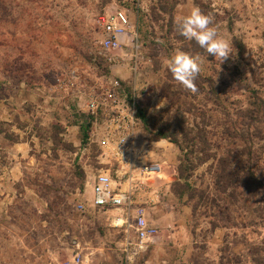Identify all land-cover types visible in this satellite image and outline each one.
<instances>
[{
  "label": "rangeland",
  "instance_id": "rangeland-1",
  "mask_svg": "<svg viewBox=\"0 0 264 264\" xmlns=\"http://www.w3.org/2000/svg\"><path fill=\"white\" fill-rule=\"evenodd\" d=\"M193 7L230 43L225 62L179 35L176 17ZM120 12L130 26L106 53L101 17ZM177 50L203 61L196 94L167 70ZM110 78L146 116L134 152L163 168L140 188L150 227H162L140 255L264 264V197L226 207L214 183L216 160L236 150L264 186V0H0V239L10 228L30 255H75L77 244L126 255L92 195L96 177L119 168L86 108Z\"/></svg>",
  "mask_w": 264,
  "mask_h": 264
},
{
  "label": "built area",
  "instance_id": "built-area-1",
  "mask_svg": "<svg viewBox=\"0 0 264 264\" xmlns=\"http://www.w3.org/2000/svg\"><path fill=\"white\" fill-rule=\"evenodd\" d=\"M101 20L104 36L100 44L102 50L109 53L120 48V38L130 23L121 12L101 17ZM115 57L111 55L109 60H116ZM135 98L134 94L130 98L123 94L120 82L110 78L106 86L90 96L86 105L89 121L95 130L103 133V146L112 148V157L119 164L114 175L102 172L96 177L92 188L93 205L104 212H115L112 223L125 235L123 252L126 255H138L151 232L155 231L149 225L146 208L140 205L139 191L153 174L160 171L159 164L140 162L134 152L139 121ZM76 248L73 262L81 264L80 245L77 244Z\"/></svg>",
  "mask_w": 264,
  "mask_h": 264
},
{
  "label": "clouds",
  "instance_id": "clouds-1",
  "mask_svg": "<svg viewBox=\"0 0 264 264\" xmlns=\"http://www.w3.org/2000/svg\"><path fill=\"white\" fill-rule=\"evenodd\" d=\"M176 25L179 35L189 41L194 40L208 56H214L219 64L230 58L232 54L230 43L219 35L214 26V18L199 7H193L187 15L177 16ZM202 63L199 55L193 56L188 52L177 50L166 61V67L176 82L196 94L199 91L196 81L200 76Z\"/></svg>",
  "mask_w": 264,
  "mask_h": 264
},
{
  "label": "crops",
  "instance_id": "crops-1",
  "mask_svg": "<svg viewBox=\"0 0 264 264\" xmlns=\"http://www.w3.org/2000/svg\"><path fill=\"white\" fill-rule=\"evenodd\" d=\"M162 172L163 168L160 166V171L156 174H153L152 177L148 179V181L154 176H161ZM107 213H111L113 215L111 217V223L109 226L117 228L115 224L112 223L115 212L113 213V211H109ZM155 224L156 225L153 226H155L157 229L162 228L161 223ZM2 230L4 231V227L0 224V238ZM10 233V228H8V232L5 235L6 239L5 237L3 241L0 239V257L4 256L6 258L3 261L0 258V264H75L73 262L74 255H57L56 257V255H44L43 253L30 255L27 252H21L19 250L21 245L18 240L22 241V238L16 239ZM155 234H157V230ZM80 256L82 260L81 264H197V259L201 260L203 258L202 255H174L173 257H165L164 255H140V253L138 255Z\"/></svg>",
  "mask_w": 264,
  "mask_h": 264
},
{
  "label": "trees",
  "instance_id": "trees-1",
  "mask_svg": "<svg viewBox=\"0 0 264 264\" xmlns=\"http://www.w3.org/2000/svg\"><path fill=\"white\" fill-rule=\"evenodd\" d=\"M138 117L142 122H146V116L142 109L137 106ZM160 138H167L169 135L165 133L158 134ZM235 151L227 152L225 157L216 160L215 171V185L218 192L221 194H227L229 201L226 202V207L235 205L237 206L238 197L240 198H255V196L261 195L264 191V186L258 179L255 170L253 169L248 157L247 161L242 163L237 162L234 157ZM250 154V152H249ZM250 156V155H248ZM232 200V202H231Z\"/></svg>",
  "mask_w": 264,
  "mask_h": 264
}]
</instances>
